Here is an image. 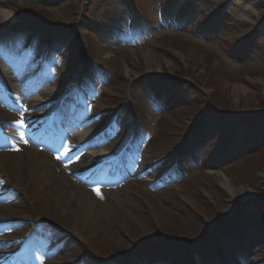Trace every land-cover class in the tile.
<instances>
[{
  "label": "rangeland",
  "instance_id": "374dc122",
  "mask_svg": "<svg viewBox=\"0 0 264 264\" xmlns=\"http://www.w3.org/2000/svg\"><path fill=\"white\" fill-rule=\"evenodd\" d=\"M159 8L186 15L187 22H151L156 21ZM0 13L7 15L0 17V40L24 36L25 25L31 27L28 39L34 37V44L49 33L70 36L62 45L61 61L66 68L63 63L53 64L59 68L53 74L61 71L62 79L51 99L75 97L62 87L63 73L77 70L79 63L87 64L80 59L90 54L94 60L85 61L94 65L96 75L107 73L109 79L108 87L93 92L98 98L88 100L81 95L85 107L90 101L94 105L101 101L93 113L107 110L109 117L118 113L135 124L129 125L128 133H136L132 126L143 123L149 136L153 135L149 145L138 136L132 137L131 145L121 144L122 136L114 139L129 156L111 166L100 162L99 169L88 170L83 165L92 156L67 137L71 129L63 142L49 140L52 118L62 127L71 124L60 102L47 107L48 113L55 111L47 115L21 102H15L19 107L13 112L0 109V119H18L28 134L33 131L30 142L46 147L38 152L53 158L46 160L48 166L58 171L60 165L67 166L73 183L108 210L101 218L102 229L80 239L72 232L74 217L54 204L48 209L44 206L38 183L23 187L13 207L23 202L26 210L58 227L52 232L61 240L56 247L61 260L70 264H225L230 256L236 264H264V0H0ZM135 16L148 20L144 23L151 34L143 32L147 38L130 51L121 45L133 37L131 30L123 35L132 36L120 42L110 36L114 31H99V23L127 20L128 25ZM22 18L32 21L22 23ZM51 35L49 45L57 48ZM153 45L157 46L151 50ZM32 49L43 52L37 45ZM27 53L20 50V54ZM40 73L51 72L44 68ZM129 89L131 97L126 94ZM19 93L26 97L24 91ZM91 115V111L85 113ZM199 127L205 129L198 132ZM116 128L106 132L111 134ZM7 146L0 140V148ZM131 146L145 155L143 164ZM186 147L192 153L185 158L188 169L173 163L174 151ZM229 148L234 152L231 155ZM6 150L10 155L0 167L6 185L2 194L16 192L14 175L24 166L20 161L24 151ZM164 156L168 160L159 163ZM134 160L139 164L136 170ZM167 163L171 169L165 171L160 166ZM148 180L157 185L150 186ZM228 186L242 192L241 196L231 195ZM31 201L39 206L37 210H32ZM10 262L0 258V264Z\"/></svg>",
  "mask_w": 264,
  "mask_h": 264
},
{
  "label": "bare ground",
  "instance_id": "6f19581e",
  "mask_svg": "<svg viewBox=\"0 0 264 264\" xmlns=\"http://www.w3.org/2000/svg\"><path fill=\"white\" fill-rule=\"evenodd\" d=\"M0 17L6 18L7 15H2L0 13ZM5 69L6 66H0V72ZM27 72L29 73V70ZM10 73L13 74V72ZM51 91H53V89ZM15 99L21 100V97L17 96ZM36 102H40L39 99L36 98L32 105ZM82 132L84 133V136L78 139L79 145L85 144L91 136V131L87 129L86 126L82 127ZM92 153L102 156H112L115 154L111 151V148L107 147L98 151H93ZM6 155V153L0 154L1 168H3L4 163L7 161V158H5ZM46 160L51 159L50 157L40 154L36 150L25 148V154L20 156V161L24 165L23 169L16 172L14 175L15 178L13 179L16 183L15 198L1 196V199L5 203V206H0L1 215H3L4 218L25 217L26 210L23 208L22 204L17 206V208L13 207V205L16 202V199L20 196V191L23 187H27L31 183L36 182L39 184L40 197L47 209L54 204L59 210L65 211L70 216L74 217L76 223L72 232L76 237L82 239L84 235L87 236L91 232L101 230V218L102 216L104 217L107 215V208H105L103 204H99L93 197H89L86 193L87 191L85 192L84 189L79 188L78 184H74L63 170L60 173H54L50 165H47ZM227 190L231 195L236 197H239L242 194V192H238L230 186L227 187ZM248 194L249 193L243 195L247 196ZM3 208L5 211H8L7 214L9 215L4 214L5 211L3 212ZM99 208L101 210L104 208V212L103 210L100 212ZM54 221L56 222V220ZM105 228H108L106 224ZM55 230L58 231V228L55 227ZM62 264H65V262Z\"/></svg>",
  "mask_w": 264,
  "mask_h": 264
}]
</instances>
